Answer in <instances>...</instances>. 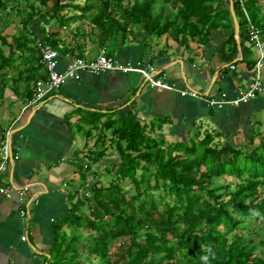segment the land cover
<instances>
[{"label":"trees","instance_id":"16d2710c","mask_svg":"<svg viewBox=\"0 0 264 264\" xmlns=\"http://www.w3.org/2000/svg\"><path fill=\"white\" fill-rule=\"evenodd\" d=\"M83 1L0 0V20L22 24L11 55L15 46L26 51L30 43L39 62V43L66 54L71 49L60 30L80 22L76 37L93 32L95 44L112 57L120 47L154 36L169 35L188 49L192 42L205 46L221 38L216 54L225 70L241 63L253 70L244 10L264 39V0H234L240 61L230 0H163L159 8L158 0ZM33 22L41 37L31 30ZM0 43L3 52L9 41L2 26ZM78 111L75 124L87 138L85 164L79 165V187L69 193L68 212L54 222L46 264H264V135L216 141L223 133L207 131L203 138L198 132L170 141L163 132L154 135L155 122H143L134 109L123 116ZM109 153L115 157L103 171L94 169Z\"/></svg>","mask_w":264,"mask_h":264},{"label":"crops","instance_id":"0c3cea01","mask_svg":"<svg viewBox=\"0 0 264 264\" xmlns=\"http://www.w3.org/2000/svg\"><path fill=\"white\" fill-rule=\"evenodd\" d=\"M79 24L60 30L63 44L71 49L66 54L60 51V69H65L71 56L91 60L102 52L92 28L89 32L85 27L92 34L76 37ZM21 25L20 20H0L9 41L0 51V145L8 143L13 156L6 178L13 191L10 196L0 192V264H46L50 257L54 222L68 212L69 193L80 185L79 165L85 163L87 153L85 132L78 131L75 124L82 115L78 109L106 114L118 111L121 116L136 109L147 124L159 119L155 133L163 132L173 141L198 132L204 137L208 131L223 133L216 140L239 142L264 125V110L256 109H264V95L239 106L218 108L207 102L221 93L237 97L252 76L244 63L225 70L228 65L216 54L224 41L221 38L205 46L192 42L188 49L169 35L154 36L116 50L114 58L122 64L151 69L175 85L174 90L152 87L138 71L83 72L79 80L67 81L54 94L24 109L28 97H35L36 81L46 71L38 61L35 43L26 51L15 46L11 55L12 37ZM50 26L46 29L51 30ZM31 30L41 37L36 23ZM35 35L31 38L37 41ZM185 90L199 96L182 95ZM160 121L165 122L162 129ZM19 190L25 192L22 200ZM22 210H26L24 216Z\"/></svg>","mask_w":264,"mask_h":264},{"label":"built area","instance_id":"2783aa9c","mask_svg":"<svg viewBox=\"0 0 264 264\" xmlns=\"http://www.w3.org/2000/svg\"><path fill=\"white\" fill-rule=\"evenodd\" d=\"M241 3L243 0H240ZM247 18V30L249 35V45L252 46L256 53V64L252 70V76L246 88L240 92L235 98H229L226 93H221L216 97L207 98L209 105L222 108L226 105L239 106L249 102L251 99L264 95V39L259 27L254 25L244 10ZM40 50V63L45 68L46 74L39 78L35 83V97L28 99L24 109L32 107L50 95L58 91L67 81L71 79L79 80L83 72L98 74L110 71H138L142 73L147 83L157 89L174 90L175 85L167 83L163 79L153 74L151 69L130 67L122 64L116 58L106 54L104 50L95 59H86L79 56H71L65 69L59 68V59L61 53L58 49L48 44H38ZM182 95H191L198 97L199 95L193 91H181ZM12 150L8 143L0 145V192L6 196H10L13 189L6 183L7 174L12 160ZM20 199L25 196L24 190H19ZM24 216L26 210H22Z\"/></svg>","mask_w":264,"mask_h":264},{"label":"rangeland","instance_id":"374dc122","mask_svg":"<svg viewBox=\"0 0 264 264\" xmlns=\"http://www.w3.org/2000/svg\"><path fill=\"white\" fill-rule=\"evenodd\" d=\"M81 1V3L82 4H84V1L83 0H80ZM164 4V2H163V0H158V2H157V6H158V8L159 7H161L162 5ZM84 25H85V27H87V29L89 30V32L91 31V28H92V25L89 23V21H84ZM147 89H149V87H147ZM147 89H145L144 90V92H143V96L142 97H144L145 96V93L148 91ZM262 96V95H261ZM261 96H259L260 98H261ZM142 97H141V99H142ZM140 102H142V101H140V100H137L136 101V103H140ZM259 102H261V101H258V103ZM254 103V102H253ZM136 105L137 104H135L134 106L136 107ZM254 105V104H253ZM131 108H133V107H131ZM256 109H261L260 110V112H263V108L261 107V106H259V107H257ZM136 110V109H135ZM140 112V111H139ZM159 119H156V121L155 122H157ZM143 122H145V121H143ZM159 122V121H158ZM259 132H260V134L261 135H264V125L262 126V127H260V130H259ZM158 133V132H157ZM157 133H155L154 135H157ZM98 137V136H97ZM171 138V137H170ZM201 138H203V135L201 136ZM224 140H227V139H225L224 138ZM231 142H234L235 140L234 139H229ZM259 140V139H258ZM170 141H173L172 140V138H171V140ZM216 141H219V140H216ZM115 157V154L114 153H109V155H108V157L106 158V159H104L101 163L102 164H100V165H96V166H94L95 168L94 169H97L99 172H102L103 170L102 169H104V165L109 161V160H111V159H113ZM83 164H85V163H83ZM110 176H108V175H105L104 176V180L105 181H107V180H110ZM250 223H251V225L252 226H256L257 224L255 223V222H253V221H250Z\"/></svg>","mask_w":264,"mask_h":264},{"label":"water","instance_id":"95a60500","mask_svg":"<svg viewBox=\"0 0 264 264\" xmlns=\"http://www.w3.org/2000/svg\"><path fill=\"white\" fill-rule=\"evenodd\" d=\"M230 10L232 14V18L234 21V27H235V38L238 44V50H239V57L236 59V61H240L243 59L242 56V46H241V38H240V23L238 21L236 12H235V7H234V0H230Z\"/></svg>","mask_w":264,"mask_h":264}]
</instances>
